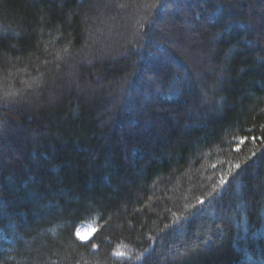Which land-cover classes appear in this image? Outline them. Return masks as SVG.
<instances>
[{
  "label": "trees",
  "instance_id": "16d2710c",
  "mask_svg": "<svg viewBox=\"0 0 264 264\" xmlns=\"http://www.w3.org/2000/svg\"><path fill=\"white\" fill-rule=\"evenodd\" d=\"M0 264H264V0H0Z\"/></svg>",
  "mask_w": 264,
  "mask_h": 264
},
{
  "label": "snow or ice",
  "instance_id": "6c2138e0",
  "mask_svg": "<svg viewBox=\"0 0 264 264\" xmlns=\"http://www.w3.org/2000/svg\"><path fill=\"white\" fill-rule=\"evenodd\" d=\"M232 168H233V169H239V168H240V164H239V163L234 164V165L232 166ZM229 174H230V173H224V174L221 175V177H220V179H219V181H218V183H219V185H220L221 187H223V186L228 182ZM209 195H211V193H209ZM203 202H204V201H203V198H201V199L198 201V203H200V204H202ZM76 235H77V237H78L79 239H81V240H85V239H87L86 237H84V236H82V235L80 234V231H79V230H77ZM92 247H96V245L93 244Z\"/></svg>",
  "mask_w": 264,
  "mask_h": 264
},
{
  "label": "rangeland",
  "instance_id": "374dc122",
  "mask_svg": "<svg viewBox=\"0 0 264 264\" xmlns=\"http://www.w3.org/2000/svg\"><path fill=\"white\" fill-rule=\"evenodd\" d=\"M94 226L92 224L89 223H81L77 228L75 233L77 232V230L80 231V234L84 237H86L87 239H89L91 237V235L94 232ZM85 239V240H87Z\"/></svg>",
  "mask_w": 264,
  "mask_h": 264
}]
</instances>
